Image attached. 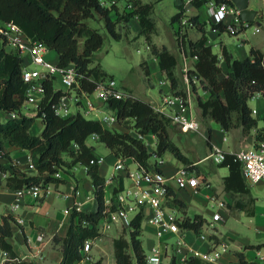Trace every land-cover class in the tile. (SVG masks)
Returning <instances> with one entry per match:
<instances>
[{
  "label": "trees",
  "instance_id": "trees-1",
  "mask_svg": "<svg viewBox=\"0 0 264 264\" xmlns=\"http://www.w3.org/2000/svg\"><path fill=\"white\" fill-rule=\"evenodd\" d=\"M130 3V7H127ZM178 10L171 16L177 20L183 13L182 6L177 3ZM152 3L142 0H127L125 7L120 10L114 2L108 6L101 5L100 0H0V21L12 20L20 29L33 39L42 40L48 48L57 53V64H73L76 69L78 91H92L96 84L110 77L99 63H93V55L102 42L103 36L96 29L87 25L85 19L97 14L104 20L107 31L116 39L121 34L117 24L135 18L139 32L144 34L151 52L158 60L161 70L165 71L170 80L171 89L178 85L175 68L178 58L167 47L158 48L151 43V33L155 23L150 16ZM198 19V15L191 17ZM201 35L183 38V47L187 55H197L193 62V70L200 76L201 85L206 90V97L197 95V105L202 115H209L223 129L228 130L241 126L247 131L256 125L257 120L252 115L248 100L259 91L264 96V63L263 52L251 47L249 54L244 57H234L225 45L221 46L224 61L218 64L217 53L212 45L206 42V30L199 23ZM26 58L17 52L0 46V113L18 111L17 117H9L0 121V139L29 150L35 173L27 174L11 171L6 177L5 184L12 189L27 187L34 183L46 184L59 181L53 175L55 165H71L77 162L87 165L94 185L96 208L90 211H72L67 233L61 240L62 257L59 264H75L81 258V248L85 239H94L101 235L98 221L104 207L105 179L98 173L97 164H90L89 159L95 157L94 146L87 144L90 135H96L110 151L121 158L131 157L138 163H148L149 157L156 153L163 155L172 153L177 159L186 164L192 160L183 153L169 133V118L154 110L152 104L137 97L128 99H109L106 108L114 110L118 122L129 130H117L107 127L99 119L88 118L81 113L59 116L53 111L51 104L56 101L63 90L56 88L51 79L45 81V95L42 98L35 115H26L21 111L25 98V83L22 79V68ZM36 116L42 118L43 127L39 134L30 132ZM137 133L154 134L156 146L149 151L145 141ZM257 132L256 138H262ZM77 148L73 149L71 143ZM209 143V142H208ZM64 155L69 157L65 159ZM227 165L229 172L223 177L225 190L230 192L233 204L239 208L248 207L253 201L249 186L241 173V164L234 159V153L224 151V159L220 163ZM1 168H4L0 164ZM239 195H245L246 198ZM174 201L179 202L174 199ZM180 204V202H179ZM74 217L77 219L75 220ZM12 217L3 215L0 222V248L5 250L10 258L8 264H29L16 257L12 244L7 240L11 236ZM88 222V223H85ZM204 219L196 215L193 220L188 217L179 224L192 228L196 232ZM126 230V229H125ZM128 237L120 234L113 239L116 264H146L141 234V214H136L127 230ZM129 247L132 254L128 251ZM241 262H246L240 255ZM100 259L91 264H101ZM203 264L196 258H188L186 264ZM171 264H174L172 261ZM249 264H256L249 262Z\"/></svg>",
  "mask_w": 264,
  "mask_h": 264
},
{
  "label": "built area",
  "instance_id": "built-area-1",
  "mask_svg": "<svg viewBox=\"0 0 264 264\" xmlns=\"http://www.w3.org/2000/svg\"><path fill=\"white\" fill-rule=\"evenodd\" d=\"M176 1L184 9L177 19L179 24L174 29L175 40L181 57L180 77L183 85L180 89L164 93L159 103L151 104L155 111L167 116L169 123L172 126L178 127L181 132L197 131L200 128V121L194 104L196 95H198L196 93L197 89H203V87L201 85V78L193 70V63H191V60H196L197 55H187L183 47V38L186 37L187 30L190 28L198 29L199 23H203L207 36L206 42L212 45L217 42H213V39L207 35V31L238 36L253 23L254 32L261 33L264 39V0H262L260 8H256L257 12L251 21L241 17L240 9L232 0ZM114 2V0H100L101 5L104 6H108ZM127 7H130V3H127ZM189 7L196 8V12L187 14ZM193 15H198V19H192ZM207 26L208 28H206ZM0 39L2 44L7 46L6 48L26 58L22 68V79L26 85L25 98L22 105L30 104L36 112L45 95V81L48 79H51L54 85L55 81H60L64 88V93L51 104L53 111L59 116L70 115L72 104L77 105L80 103L83 108V115L88 116L93 114L101 123L110 126L118 122L116 113L114 110L107 108L101 114L96 115L95 111L98 108L94 104L93 96L99 99L102 104H106L112 98L128 99L134 97L131 91L117 86L112 77L100 80L92 91H78L76 89L77 73L74 65H59L57 62L49 60L46 57L48 49L46 44L40 39H33L26 35L12 20L0 21ZM243 40H246V37ZM216 53L218 64H222L224 57L221 49ZM262 63H264V56ZM160 83H169L170 85L169 79L160 80ZM254 95L259 96L261 93L257 91ZM18 115L19 112L15 110L2 112L0 113V121L9 117H17ZM137 135L140 138L142 137L140 133H137ZM93 136L96 137L94 134ZM71 147L76 149L77 144L73 142L71 143ZM233 153L234 159L240 162L241 173L248 183H255L264 179V139H259L254 144L242 147ZM153 156V163L146 162L145 164H141L136 162L134 168L127 166L126 158L117 156L114 163L115 172L106 181H111L116 174L123 171L129 182L111 191L108 197H104V207L98 221V230L101 233L111 227L128 230L133 217L140 213L141 222L145 221L152 225L156 237V241L150 247V252L146 254V264H154L160 261L163 247L169 242L166 238L168 233L177 235L171 243L177 253H182V259L185 261V264L188 258H196L203 264H225L221 260V254L228 248V243L224 241L219 244H212L205 251L188 246L183 235L180 234L181 227L179 222L181 217L178 215L175 206L170 203L173 202L174 197L171 193V186L173 185L178 189L190 187L192 192L199 191V185L202 180L196 173L193 164L176 165L174 172L167 174L160 168V164L165 161V157L156 153H153ZM206 157H209L215 163H221L224 159V150L218 144L212 143ZM27 158L29 166L34 168L31 156L28 155ZM104 158L102 155L92 157L89 159V163L99 164L104 161ZM10 172L8 168H0V177L6 179L10 175ZM53 175L56 177L60 176L59 166L55 165ZM47 191V183H34L27 187L15 188V199L7 205L5 212L12 217V221L15 223H23L24 217L16 212L19 207L17 198L23 194H30L36 201ZM218 204L223 205V202L219 201ZM73 210L85 211L78 200L75 202ZM219 219H221L220 213L213 212L210 220L203 222V224L212 227L214 221ZM197 233L199 238L209 240L207 233L203 231ZM91 243L92 239L90 238L84 240L81 248L82 256L75 264H91L93 262ZM184 246L185 250L182 252V247ZM258 258L264 261V253L259 254ZM0 264L8 263L5 261Z\"/></svg>",
  "mask_w": 264,
  "mask_h": 264
},
{
  "label": "crops",
  "instance_id": "crops-1",
  "mask_svg": "<svg viewBox=\"0 0 264 264\" xmlns=\"http://www.w3.org/2000/svg\"><path fill=\"white\" fill-rule=\"evenodd\" d=\"M118 5V1L114 0ZM194 13V12H193ZM138 25V22L135 18H131ZM129 19V20H131ZM139 27V26H138ZM190 31L199 32L198 34H192ZM223 33H215L212 31H207V35L213 39V42H217L218 50L221 49L222 45H225L226 48L232 53L234 57H244L239 55H234V53L229 49L227 44L221 38ZM201 35V31L197 28H190L187 30V36L194 39ZM176 43V40H175ZM241 45V44H239ZM1 46V45H0ZM213 47V44H212ZM237 47V46H236ZM213 49V48H212ZM217 50V51H218ZM237 50V49H235ZM216 51V52H217ZM47 56L49 53L46 52ZM158 63L156 57H154ZM53 59L57 61V53H55ZM194 61L191 60V63ZM180 64V65H179ZM180 66L179 63L177 66ZM176 66V67H177ZM160 69V67H159ZM160 71L164 74L165 71ZM167 87L168 91H174L180 89L183 85L181 77L179 75L178 85L175 89H171L169 83H164ZM55 87H57L55 85ZM63 90V87H57ZM201 92V93H200ZM166 93V92H165ZM197 94L201 97H206L207 92L204 89H197ZM164 94V93H163ZM162 94V95H163ZM161 95V96H162ZM197 99V95H196ZM93 101L95 106L98 108L96 110V115L102 113L107 108L105 107L99 99L93 96ZM151 103V102H150ZM159 103V102H158ZM197 105V102L195 101ZM73 106V107H72ZM71 106V114L81 113L82 114V105L72 104ZM250 106V105H249ZM251 107V106H250ZM198 112L200 110L197 105ZM252 109V107H251ZM252 109V113H253ZM200 115L201 110H200ZM26 115H35L36 110L32 107L29 108V111L25 112ZM83 115V114H82ZM253 115V114H252ZM85 116V115H84ZM204 117L209 115H202ZM37 117V116H36ZM88 118H95L93 114L85 116ZM256 125L252 126L249 130L245 131L242 127L235 126L229 130H233L231 140L229 144L225 147L222 146V143L227 141V136L222 132L221 136L215 135V140L213 139V128L210 135V142L208 144V148L210 150V146L212 143L218 144L224 151L234 152L238 149L246 146H250L254 144L259 139H264V122L263 124L259 123L257 117ZM35 121V119H34ZM34 124V122H33ZM33 124L30 128V132L33 134H39L42 127L43 122L40 117V124L38 129L33 128ZM103 124V123H102ZM105 125V124H103ZM107 127H111L117 130H129L128 127L122 125V123L117 122L113 125H105ZM220 126V125H218ZM220 128L223 129L221 126ZM227 131V130H225ZM200 132V128L195 131ZM260 132L263 136L262 138L257 139L256 134ZM225 137V138H224ZM148 148L149 151H153L156 146V138L154 134H144L141 137ZM94 140L95 144L92 142ZM87 144H92L94 146L95 157L102 155L104 156V161L97 164L98 173L105 179L104 185V197H108L111 191L115 190L117 187L127 184L129 179L124 175L123 171H120L115 177L107 182L106 180L115 172L114 163L117 159V156L114 155L110 149L101 141L97 139V137L90 135L87 140ZM0 148H7L10 152L11 160L6 157H0V164L3 165L4 168H8L10 171H18L24 172L27 174L35 173V169L29 166L28 163V155H30L29 150L25 148H21L17 145L11 144L8 140L1 138L0 139ZM165 154V153H164ZM163 154V156H164ZM172 154V153H171ZM172 159L165 158V161L160 164V168L167 174H172L175 170L176 165L186 164L177 159L172 154ZM207 156V154H206ZM204 156L201 158H190L192 160V164L195 168L196 173L200 176L202 182L199 185L198 192H192L190 187L178 189L174 185L171 186V193L174 195L173 202H170L177 209L178 215H180L181 220L188 217L190 220H193L194 217L198 214L203 219L204 222L210 220V217L213 212H218L221 215V219L214 221V225L212 227L207 224H203L200 228V231H203L208 234L209 240L201 239L198 236V233L192 228L181 227V235L188 246L193 249H198L201 251H205L209 249L212 244H219L221 242L226 241L228 243V248L224 250L221 254V260L225 264H249V262H255L256 264H264V261L258 258L259 254L264 253V215H261V220L257 221V206H256V196L251 193L250 186L251 185H261L264 183V179L257 181L255 183H248L250 189V194L254 198L251 203H249L248 207L252 209V212L249 213L246 208H239L233 204V198L230 195V192L225 190L223 185V177L228 174L229 169L227 165H221L220 163H215L220 166H225V171L220 175V184L214 185L208 175L202 171L199 166L202 160H206L209 157ZM65 159L69 160V157L64 155ZM210 159V158H209ZM127 166L130 168H134L136 166V161L131 157H126ZM154 162L153 154L149 157L148 163ZM211 166H214V165ZM12 165V166H11ZM214 170V168H213ZM56 177V176H55ZM59 181L48 182L47 188L48 191L44 193L41 198L38 200H34L30 194H23L17 198L19 202V207L16 212L24 217L23 223H15L11 221L12 234L7 237V240L12 244L13 250L16 253V258L22 261H25L29 264H59L62 251H61V238L64 237L67 233L69 223L71 221L72 211L74 209L75 202L78 200L81 203V207L85 211L94 210L96 208V199L94 195V185L92 183L90 174L87 171V165L77 162L71 165H63L60 167V176H57ZM213 196V197H212ZM244 196V195H239ZM15 199L14 189L10 188L5 184V178L0 177V222H2L3 215H8L6 211L7 205H9ZM174 199L180 202L174 201ZM222 201L223 205H219L218 202ZM238 212H243L245 215L250 218L254 217V222L256 223L254 226V230L258 237V240L252 241L245 237H240L237 234H222L220 230L217 228L218 223H223L228 216L233 215L235 219H238ZM261 213V212H260ZM262 214V213H261ZM76 220L77 218L74 217ZM180 220V221H181ZM112 228V227H111ZM117 228V227H115ZM146 228L150 235L147 237V246L150 250V247L156 241V237L154 234V227L145 221L141 222V233L143 229ZM119 233L116 237H118ZM104 235L101 233L99 237ZM141 235V234H140ZM97 237V238H99ZM112 238V247H113V239ZM127 237V235H125ZM177 237L176 234L168 233L166 235L167 244L163 247V254L161 256L160 261L154 264H171L174 261V264H185V261L182 259V253H177L171 241H173ZM141 238V237H140ZM95 239V238H94ZM94 239H92V246H94ZM142 241V239H141ZM96 245V244H95ZM143 246V243H142ZM144 249V248H143ZM185 250V246L182 247V252ZM128 251L132 254V250L129 247ZM106 252V247L101 244L96 246V253L98 256H94L91 252L93 261L100 259L101 264H107L104 262L103 253ZM145 252V251H144ZM114 254V248H113ZM242 256L246 262H241L239 256ZM7 263L10 261L7 253L0 248V263ZM134 264V259L132 260ZM114 264H116L115 256H114Z\"/></svg>",
  "mask_w": 264,
  "mask_h": 264
},
{
  "label": "rangeland",
  "instance_id": "rangeland-1",
  "mask_svg": "<svg viewBox=\"0 0 264 264\" xmlns=\"http://www.w3.org/2000/svg\"><path fill=\"white\" fill-rule=\"evenodd\" d=\"M117 1L118 9L122 10L125 7V3L127 2V0ZM142 1L152 3L150 16L155 23V29L151 33V43L155 44L158 48H161L162 46L167 47L170 51L177 55L179 63H181V57L177 48V44L175 43L174 34V29L177 28L179 23L177 20H171V16L178 10L177 1ZM248 4L249 7H255L259 9L262 5V0H249ZM196 10L197 9L194 7H189L187 14L196 12ZM85 22L88 26L96 28L103 36V42L101 46L94 52L93 63H99L101 68L115 80L117 86L131 91L135 97L151 103L160 102L161 95L167 92L166 85L161 84L160 80H167L169 78L166 76V74L160 71L159 65L154 58L155 55L151 52L144 34L139 32L137 23L132 19L128 20L127 22H119L117 24V30L120 32L121 36L119 39H116L107 31L104 25V20L102 18H98L97 14H95V16L93 17H87L85 19ZM206 28H208V26ZM190 32L192 34L199 33L196 31ZM244 37H246V40H243ZM221 38L236 56L248 55L251 47L260 49L264 54V39L262 38L261 33L254 32L253 23L250 24L245 29V31L241 32L238 36L223 33L221 35ZM240 43L241 45H239ZM0 45H2L1 39ZM212 48L213 51L216 52L218 50V44H213ZM47 52L49 53V56L46 55V57L49 60L56 62L55 59H53L56 51L54 49L48 48ZM179 65L175 68V74L178 81L181 72V68ZM55 85L57 87H63V85L58 80L55 81ZM248 104L254 110L252 113L253 116L258 118L260 124H263L264 96L253 95L248 100ZM194 107L199 117L201 133L195 131L181 132L176 126H170L169 133L172 139L181 148L183 153L188 157L203 158L210 151L208 148V142H210L212 128L214 130V140L215 135H218L220 137L222 132H224V134L227 136V141L222 143L223 147L229 144L233 130H222L220 126H218L219 124L210 116L204 117L200 115V110L198 112L196 104H194ZM29 108L31 109L32 105H22L21 111L25 113L26 111H29ZM39 124L40 117L37 116L35 117L32 130L38 129V127H40ZM92 142L95 144L94 140H92ZM3 156L11 160V155L7 148H0V157ZM164 157L172 159L173 156L170 152H166L164 154ZM213 163L214 162H212V159L208 158L206 160H202L201 163H199V166L202 171H204L208 175L214 185H219L221 180L220 175L223 173V171H225V166H220ZM212 164L214 166H211ZM250 189L251 193L256 196L258 215L256 220L257 222L261 220V215H264V183L261 185L253 184L250 186ZM243 197L246 198L245 195ZM238 214V219H235L233 215H230L223 223H218L216 225L218 230H220L222 234L231 233L237 234L240 237H245L252 241L258 240V237L254 230V226L256 224L254 222L255 216L250 218L243 212H238ZM119 233L127 235L128 237L127 230H122L118 227H112L104 231V235H102L101 237L95 238L94 246L91 249L93 255H99L98 253H96V246L101 244L102 246L106 247V252L103 253L104 262L107 264H114L112 238L116 237ZM149 235L150 233L146 228L143 229L140 235L146 254L150 252L147 246V237Z\"/></svg>",
  "mask_w": 264,
  "mask_h": 264
},
{
  "label": "water",
  "instance_id": "water-1",
  "mask_svg": "<svg viewBox=\"0 0 264 264\" xmlns=\"http://www.w3.org/2000/svg\"><path fill=\"white\" fill-rule=\"evenodd\" d=\"M237 7L240 9L241 17L245 20H252L254 15L257 12V9L254 7H248L249 0H232Z\"/></svg>",
  "mask_w": 264,
  "mask_h": 264
}]
</instances>
